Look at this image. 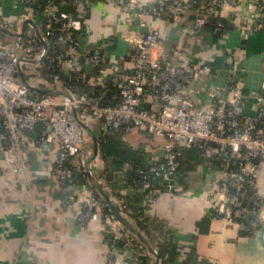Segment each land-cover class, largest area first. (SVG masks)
Returning a JSON list of instances; mask_svg holds the SVG:
<instances>
[{"label":"built area","instance_id":"built-area-1","mask_svg":"<svg viewBox=\"0 0 264 264\" xmlns=\"http://www.w3.org/2000/svg\"><path fill=\"white\" fill-rule=\"evenodd\" d=\"M49 1L18 0L15 6L22 4L33 12L34 6ZM70 1L74 13L46 14L45 20L36 16L21 36L0 38V157L11 166L27 145L43 150L56 144L52 174L63 193L61 205L74 208L79 225L99 218L107 222L110 238L104 264H143L149 253L119 220L133 213L126 203H119L120 214L102 213L107 201L75 182L76 173L87 169L82 154L86 137L76 115L79 111L73 115L71 109H82L99 121L103 137L142 130L165 141L161 161L144 168L125 163V170L138 177L141 207L147 210L155 204L158 189L153 181L176 172L180 151L197 149L211 167L207 194L214 216L254 233L264 223V98L256 95L255 112L248 114L237 64L226 69L228 95L223 96L209 63L190 55L173 56L165 49L156 21L173 23L182 18L198 32L208 17H220L243 4L255 13V26L260 28L264 27V0H156L149 6L139 0H108L137 22L129 40V75L103 73L104 43L83 52L87 27L82 13L95 0ZM143 27L145 34L139 30ZM39 71L46 74L45 83L59 89L58 94H41L30 83L29 76ZM88 72L96 80L95 93L79 92L73 85ZM203 80L211 83V92L194 95L193 83ZM206 97L211 99L208 106L202 103Z\"/></svg>","mask_w":264,"mask_h":264},{"label":"crops","instance_id":"crops-1","mask_svg":"<svg viewBox=\"0 0 264 264\" xmlns=\"http://www.w3.org/2000/svg\"><path fill=\"white\" fill-rule=\"evenodd\" d=\"M16 1L0 0V25L11 32L16 28L26 31L27 22H33L36 16L21 4L15 6ZM139 1L149 6L156 0ZM82 19L87 27L81 41L83 52L90 53L96 45L104 43L103 73L129 75L132 68L129 40L134 37L136 20L129 19L108 0H95L90 8L83 11ZM219 19L222 26L213 31L204 27L194 32L190 21L182 18L173 23L158 20L156 24L165 49L173 56L190 55L211 65L223 96L228 95L226 69L229 64H237L245 95V111L252 114L256 108V95L264 98L261 89L264 27L255 26V13L243 4L224 12ZM2 23L16 28L11 30ZM33 28L37 29L36 25ZM172 28L176 29V38L170 41ZM34 75L28 80L39 88V93H59L54 85L45 83L47 77L44 72ZM86 82L91 89L92 84H96L92 73L88 74ZM211 88V83L203 80L195 81L191 90L194 95L202 97L210 93ZM202 103L208 106L211 99L206 97ZM76 115L83 122L87 135L82 154L87 164L88 180L120 214L119 203L134 205L133 198L141 197L140 189L127 184L125 164L117 168L111 161L112 157L100 154L101 123L83 111ZM107 135H111L112 142L126 154L128 151L137 153L129 159L140 167L162 160L163 139H153L142 130L127 135ZM56 156L57 146L51 144L43 150L27 145L18 153L17 163L11 166L0 157V264L105 263L106 225L99 221L79 225L74 208L61 205V189L52 174ZM178 158L179 166L174 174L156 183L153 181L158 188V196L155 204L145 210L149 217L143 223L147 231L143 240L146 249L153 252V245L172 239L177 246V254L168 264H264V247L259 238L261 227L252 234H245L238 223L212 217L207 194L211 181L208 169L211 167L195 149L181 150ZM109 178L110 181L107 180ZM171 180L173 185L170 189ZM132 216L128 215L123 220L140 239L141 231ZM155 263V257H152L144 264Z\"/></svg>","mask_w":264,"mask_h":264},{"label":"trees","instance_id":"trees-1","mask_svg":"<svg viewBox=\"0 0 264 264\" xmlns=\"http://www.w3.org/2000/svg\"><path fill=\"white\" fill-rule=\"evenodd\" d=\"M197 1L200 2L201 0H197ZM22 6L25 7L24 5H22ZM74 11H75V9L71 5L70 0H50L49 3H44L41 6L36 5L33 7V12H34L35 16L40 17V15H42V20L46 19L45 18L46 14L48 16H50V15H58L59 13H62V12L74 13ZM219 20H220L219 17H213V16L208 17L207 23L204 27L210 31H213V29L216 30L218 28L217 24H218ZM2 24L11 30H15V28H16V26L13 27V26H10L6 23H2ZM2 37L12 38V37L7 36L6 34H4L3 32L0 31V38H2ZM89 73H87L85 77L83 76L77 82H73V85L75 86V88L79 92H85L87 94L95 93V91H93L87 85V82H86L88 80V74ZM115 91L116 90L114 88H112L110 90L111 93H115ZM195 150H197V149H195ZM99 151H100V154L104 157H112L111 161L115 166H117V168L121 167L125 163H131L135 167H140L135 162H133L132 160L129 159L131 156H135L137 153H135L133 151L132 152L128 151V154H126L125 150L124 151L121 150L118 146H116L112 142L111 135H104V137L102 136V138L99 141ZM141 168H144V167H141ZM126 178H127L126 182L128 185H130L132 187H139L140 184L138 182V177L133 172L126 171ZM107 180L110 181L111 179L109 178ZM75 182H77L78 185H82V184L87 185L88 187L92 188L97 194H99L98 191L95 189V187L92 186L91 183L89 182L88 177L86 175V172L83 174L76 173ZM109 195L112 196L111 191L109 192ZM59 196L61 198L63 196V193L61 192ZM141 199H142V197L136 196V198H133V200H132L133 202H135V204L130 205L132 207H130L129 205H127V206L133 210L132 218L135 220V225L137 226V228L141 231L140 237L142 239L140 237H139L140 239H138L137 235L135 233H133L132 231L129 230V232L134 237V239L137 241V243L141 246V248L147 250L146 246L143 243L144 238L147 237V231H145V228L143 227V223H146L148 221L149 217L145 214L146 208L144 209V207L140 206ZM110 211H113V209L111 208V206L109 204H107L105 206V208L102 210V213L106 214ZM117 214H118V212H117ZM212 217H214V213H213ZM138 219L140 221H137ZM96 221L101 222V224H103V226L107 224V222L103 218H99ZM96 221H90L87 224H90L91 222H96ZM243 233H245V232L243 231ZM245 234H247V233H245ZM106 238H107V240H109V238H110V235L108 233H107ZM153 247H154L153 252H151V251L149 252V250H147V251L149 253V259H151L152 257H155L154 254H156L157 264H168L170 261H172L174 259V257L177 254L176 253L177 246L173 242L172 239L168 240V242H165V243L153 245ZM147 261H148V259L144 262L146 263Z\"/></svg>","mask_w":264,"mask_h":264},{"label":"water","instance_id":"water-1","mask_svg":"<svg viewBox=\"0 0 264 264\" xmlns=\"http://www.w3.org/2000/svg\"><path fill=\"white\" fill-rule=\"evenodd\" d=\"M139 30H140V32L143 33V34L147 33V28H146V27L140 28ZM175 30H176L175 28H172V29H171V32H170V35H169V40H170V41H172L173 39L176 38V37H175V34H174ZM0 31L3 32V33H5L6 35H8V36H12V37H19V36L22 35V31H21L20 33H14V32L9 31L8 29H5L2 25H0ZM154 182L156 183V182H157V179H155ZM172 185H173V181L171 180L170 183H169V188H170V189L172 188ZM102 197H103V196H102ZM103 198H104V199L107 201V203L110 205V203H109V199H108L107 197H105V196H104ZM113 211H114V210H113ZM114 213H116V212L114 211ZM116 214H117V213H116ZM119 220L121 221V223H122L125 227H127L128 230L132 231L133 233H135V234L137 235V233H136L133 229H131V228L125 223V221H124L122 218L119 217ZM263 236H264V224L261 226L260 231H259V238H260L261 243H262V245H263V247H264ZM154 255H155V261H156L155 264H157V256H156V254H154Z\"/></svg>","mask_w":264,"mask_h":264},{"label":"rangeland","instance_id":"rangeland-1","mask_svg":"<svg viewBox=\"0 0 264 264\" xmlns=\"http://www.w3.org/2000/svg\"><path fill=\"white\" fill-rule=\"evenodd\" d=\"M81 110H82V109H75V110H72V109H71L73 115H75V112H76V111H81ZM85 137H86V139H87V135H85ZM151 138H153V137H151ZM153 139L160 140V139H158V138H153ZM262 225H263V224H262ZM262 225H261V226H262Z\"/></svg>","mask_w":264,"mask_h":264}]
</instances>
